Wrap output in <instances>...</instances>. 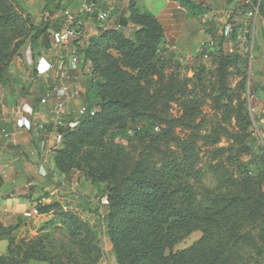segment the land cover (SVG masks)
Instances as JSON below:
<instances>
[{
  "label": "trees",
  "instance_id": "trees-1",
  "mask_svg": "<svg viewBox=\"0 0 264 264\" xmlns=\"http://www.w3.org/2000/svg\"><path fill=\"white\" fill-rule=\"evenodd\" d=\"M138 1L130 0L126 25L121 23L122 27L133 25V36L126 35L122 27L111 28L102 35L103 39L112 41L119 54L114 58L121 77L119 81L107 76L92 57L97 41L90 44L88 40L79 50L84 61L93 66V76L88 79L91 84L101 78L96 85L97 98L85 100L90 107L97 105L99 111L94 116L79 117L76 128L65 131L61 147L53 154V166L58 173L70 176L72 169L82 168L79 157L82 149L95 142L102 143L103 137L115 127L157 123L154 132L140 133L135 128L130 133L134 139L132 148L137 149V154L126 153L121 147L112 152L116 160L107 167L89 164L86 167L92 182L103 185L102 194L108 199L107 235L113 243L117 264H193L187 251L169 255L166 251L198 229L204 231L205 243L216 245L211 261H200V264H237L233 257H240L239 249L245 240L251 243L253 251L249 259L253 261L254 255L262 254L259 241L264 243V159L260 157L255 175L246 173L238 180L244 194L219 196L207 205L199 201L198 185L205 174L199 166L196 120L202 113L204 101L195 89L197 86H189L192 80L180 79L175 73L165 74L160 55L165 36L163 24L154 14L141 11ZM174 1L191 15L199 17L206 12L195 0ZM242 2L244 8L249 6L245 0ZM252 2L257 4L259 0ZM17 5V0H0V85L8 78L13 58L20 55L25 43L23 37L29 38L34 56L49 29V22L39 28L30 16L17 10ZM260 13L264 17V0H260ZM208 31L215 35L212 29ZM31 32L34 33L29 35ZM224 42L222 37L214 50L203 44L201 55L210 51L220 59L221 90L228 93L227 69L237 58L226 53ZM172 103L179 106L180 115L172 114ZM237 112L244 126L243 134H237L240 152L249 153L255 143L250 142L253 122L245 101ZM157 126H161L159 132L155 130ZM184 130L191 132L183 134ZM37 206L41 213L49 212L59 206V202ZM17 227L4 226L0 221V234L10 236ZM255 230L259 232L258 237L253 236ZM28 259L50 261L40 252L27 253L22 258L0 253V264H22Z\"/></svg>",
  "mask_w": 264,
  "mask_h": 264
},
{
  "label": "rangeland",
  "instance_id": "rangeland-1",
  "mask_svg": "<svg viewBox=\"0 0 264 264\" xmlns=\"http://www.w3.org/2000/svg\"><path fill=\"white\" fill-rule=\"evenodd\" d=\"M49 2L50 5L45 10L47 0H17V10L24 16H30L33 24L42 29L49 22V29L43 35V40L41 39L40 44H38L36 52L38 54L49 52L52 43V33L55 29H61L65 22V9H77L78 7L77 2L66 0H63L61 4L56 0ZM129 2L130 0H126L121 4L123 8L120 13H115L117 10L108 11L103 2H97L101 9L108 11L109 17L100 26L98 22L96 23V20L94 23L98 26H92V29L85 26V30L89 34L90 44L97 41L95 42L96 50L91 53L92 57L104 69V73L114 81H119L121 78L118 65L114 61V58L119 54L112 46V41L103 39L102 35L111 29L112 26H117L119 23L126 25V19L129 15ZM144 4L146 7H150V4L153 5V7L151 6V12L157 14L164 9L166 0H145ZM241 4L243 7L244 3L242 2ZM186 16L187 20L192 23L196 21L206 27L211 26L210 29L213 31L216 29L213 22L203 18L202 15L198 17L187 12ZM258 20L256 26L253 25L255 20H249L250 23H246L249 24L247 27L237 25L240 27L236 28L234 26L229 36L217 33L219 34L218 36L214 32L215 44L213 48L215 49L219 45L221 38L224 37L226 53L231 55L232 58H237V61H233L227 69L226 87L228 93H224L221 90L218 76L220 59L215 54L206 51L204 55H201V50L199 49V51H192L187 55L178 51L172 44L168 48L160 47L165 74L175 73L180 76V79L192 80L189 82V86L193 88L195 84L197 86L195 87L196 91L204 101L203 106H201L202 113L196 120V124L199 125V128L196 129L197 134H199L198 146L201 156L199 166L205 174L202 182L198 185V198L204 205L211 204L213 199L219 196L228 197L244 194L242 187L237 183L238 180L246 173L255 175L258 171L260 157L264 159V123L257 117L255 97H250V94H253L255 81L254 52L255 38H257L256 31L262 27L260 20H264L260 11ZM125 25H123L121 30L126 35L133 36V25ZM33 33L31 32L29 35ZM23 39L25 43L20 55L15 56L10 63L7 72L8 78L0 85V91H3L2 88L4 86L16 81L13 78L17 68L15 60L19 57L31 58L30 40L26 36ZM200 39V34L195 37L196 42H199ZM41 42H45V45ZM195 47H198V44ZM84 65V68L81 67L82 65L71 68L68 64L67 74L69 78L63 76V81L82 88V93L74 103L73 109H77V105L82 102L86 103V98L95 99L98 96L96 85L101 82V78L98 77L91 84L88 80L90 77L88 70L89 68L92 70L93 66L85 61ZM58 80L59 76L56 75L53 79V84H59ZM243 81L244 84H242ZM244 101L253 122L250 129V142L255 143V148L249 153L240 152V137L237 135L243 134L244 126L237 110L241 102ZM172 107L174 116L181 114V110L176 103H172ZM75 119L77 117L73 114L70 121ZM155 125L157 123L151 121V123L147 122L144 125L130 124L127 127H115L103 137L102 143L95 142L82 149V154L79 156L82 168L72 169L70 176L60 174L54 168V172L64 180H68L75 175L84 176L93 185L92 195L96 196L95 201L89 202L91 205L87 207L65 205L59 202V206L49 212H43L41 217L27 220L19 219L18 223L15 224L18 227L13 229L10 236H7L8 234L4 232L0 234V240L6 241V246L0 249V253L7 255L12 253L22 258L27 253L40 252V254L50 260L28 259L22 264H99L102 261H106L107 264H117L113 243L107 235L108 210L106 204L108 199L107 196L102 194L103 185L92 182V179L87 174L86 167L88 164L107 167L116 160L115 154L112 152L117 151L121 147L125 149L126 153L137 154V149L132 148L134 139L129 130L133 131L137 128L136 130L140 131V133L148 130L153 131ZM74 128L76 126L59 130L58 139L54 136L56 148L53 149V154L61 147L65 131L73 130ZM160 128L161 126H157L155 128L156 132H159ZM180 129L177 131L180 132ZM49 130L52 129L49 128ZM184 132L183 134H189L191 131L184 130ZM54 134H57V131ZM85 210L88 213H85ZM252 233L255 237L259 235L258 230ZM203 237V230H195L183 240L175 243V246L171 250H167L166 254L187 251L193 264H200V261L210 262L214 256L213 249L216 245H208L203 241ZM10 238H12V242ZM250 244L248 240H245L242 248L239 249L240 257L236 256L233 259H236L237 264H256L255 262L264 264V243L259 241V246H262V254L261 256L254 255L255 259L253 261L249 259L253 251ZM193 248H196L195 252L189 253V250ZM231 261L232 259L230 258Z\"/></svg>",
  "mask_w": 264,
  "mask_h": 264
},
{
  "label": "crops",
  "instance_id": "crops-1",
  "mask_svg": "<svg viewBox=\"0 0 264 264\" xmlns=\"http://www.w3.org/2000/svg\"><path fill=\"white\" fill-rule=\"evenodd\" d=\"M92 1L96 3L101 1L106 5L108 11L117 10L115 13H120L123 8L121 4L126 0L118 2L116 0ZM144 1H138V8L141 11L154 14L151 12V6L153 7V5L150 4V7H146ZM195 1L199 2L206 10L202 17L212 21L216 26H214L216 28L214 30L215 34H223L225 25H235L237 20H240L238 25L249 26V24H246L250 21L244 15L245 8L242 7V0ZM186 11L187 9L179 5L177 1L166 0L164 9L154 14L165 29L162 46L168 48L172 44L178 51L187 55L192 51L201 50L203 44H208L209 49L213 50L215 37L208 31L211 26L206 27L196 21L192 23L187 20L188 11ZM85 20L86 28L91 27L92 29V26L101 25L96 15L88 16ZM95 20L96 23H99L98 25L94 23ZM257 20L254 22L255 26L258 23ZM64 24L65 22L62 27ZM260 24L262 27L256 31L257 38H255L253 94L255 96L257 117L264 123V20H260ZM199 34L201 39L196 42L195 37ZM217 35L219 36V34ZM75 44L76 42L71 43V46ZM196 44H198V47H195ZM66 51L65 47L55 48L51 43L50 50L47 53L38 54L36 50L33 56L31 50V58L19 57L15 60L17 65L13 74V78L16 80L15 83L11 82L2 88L3 91H0V221L4 226L15 225L19 219H33L24 217V212L39 203L61 202L65 205L87 207L91 205L89 202L95 201L96 196L92 195L93 185L84 176L75 175L68 180H64L54 172L53 149L56 148L54 136L57 138L58 134H39L35 130L28 131L25 128L16 126V120L21 116H26L33 120L47 121L48 128L52 129L51 108L57 103V100L52 99L45 106L41 105L39 101L45 93L65 82L63 76L67 74L69 64V53ZM79 55L80 63L78 65H82L81 67L84 68V56L81 53ZM41 57H45L52 64V68L46 74L38 72L37 66ZM56 75L59 76V84H53ZM24 76L26 77L24 78ZM68 84L71 86V90L77 89L80 91L78 96L66 102L68 110H76L72 107L79 99L82 88L74 84ZM80 104L77 105V108ZM3 128H6L8 134L2 132ZM46 136H50V139H52L53 144L50 147L47 146ZM84 212L88 213L87 210ZM5 246L6 241L0 240V249ZM99 264L107 263L102 261Z\"/></svg>",
  "mask_w": 264,
  "mask_h": 264
},
{
  "label": "built area",
  "instance_id": "built-area-1",
  "mask_svg": "<svg viewBox=\"0 0 264 264\" xmlns=\"http://www.w3.org/2000/svg\"><path fill=\"white\" fill-rule=\"evenodd\" d=\"M63 1V0H56ZM70 2H77V9L66 8L64 11L65 14V24L61 29H58L52 33V44L54 47L63 46L66 48V52L69 53V65L71 68H76L80 63L79 48H83L89 40V34L85 30L86 20L88 16L96 15L98 20L102 23L105 22L109 15L108 12L101 9L98 4L92 0H66ZM179 3V2H178ZM245 3L249 6L245 9V17L249 20H255L259 17L260 11V0L257 4H254L252 0H245ZM180 5V4H179ZM240 20H237L235 25L227 24L224 27L225 35L229 36L234 26L238 25ZM255 25V24H254ZM116 28H121L122 25L119 23ZM76 42L75 45L71 46V43ZM38 72L40 74H46L51 68L52 64L46 60L45 57H41L38 61ZM89 76H93L92 70H88ZM65 77L69 78V75L66 74ZM80 94L79 90H71V86L67 82H62L60 86L54 87L51 91L45 93L41 98L39 103L41 105H48L52 99H56L55 103L51 108L52 113V130H49L47 121L43 120H33L27 118L26 116H21L16 120V126L18 128H25L28 131L35 130L39 134H54L59 130L75 127L78 125L79 117L85 115L94 116L98 111L99 107L97 105L90 107L86 103L80 104L76 110H68L66 107V102L72 100L74 97ZM251 98H254V94H250ZM75 114L77 119L71 120V115ZM4 134H8L6 128L2 129ZM129 133H133L132 130H129ZM50 136H46L47 146L53 144ZM41 217L43 214L40 212L38 206H35L24 212V217L26 218H35Z\"/></svg>",
  "mask_w": 264,
  "mask_h": 264
}]
</instances>
